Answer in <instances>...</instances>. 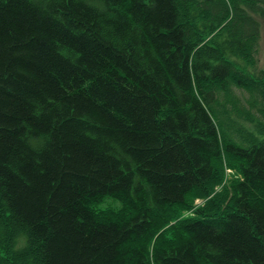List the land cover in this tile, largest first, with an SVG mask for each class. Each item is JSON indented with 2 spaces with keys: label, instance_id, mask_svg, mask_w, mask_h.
<instances>
[{
  "label": "trees",
  "instance_id": "trees-1",
  "mask_svg": "<svg viewBox=\"0 0 264 264\" xmlns=\"http://www.w3.org/2000/svg\"><path fill=\"white\" fill-rule=\"evenodd\" d=\"M261 20L0 0V264H264Z\"/></svg>",
  "mask_w": 264,
  "mask_h": 264
},
{
  "label": "rangeland",
  "instance_id": "rangeland-1",
  "mask_svg": "<svg viewBox=\"0 0 264 264\" xmlns=\"http://www.w3.org/2000/svg\"><path fill=\"white\" fill-rule=\"evenodd\" d=\"M262 23V29H261V35L259 39V49H258V68L264 69V20H261ZM119 205V202H117L114 199L109 200H103V202L97 206L100 210H106L109 208L117 209Z\"/></svg>",
  "mask_w": 264,
  "mask_h": 264
},
{
  "label": "bare ground",
  "instance_id": "bare-ground-1",
  "mask_svg": "<svg viewBox=\"0 0 264 264\" xmlns=\"http://www.w3.org/2000/svg\"><path fill=\"white\" fill-rule=\"evenodd\" d=\"M26 239V238H25ZM27 240V239H26ZM25 241V240H24Z\"/></svg>",
  "mask_w": 264,
  "mask_h": 264
}]
</instances>
